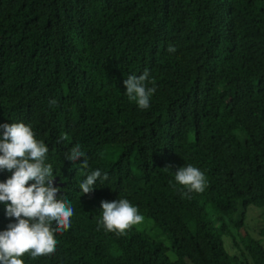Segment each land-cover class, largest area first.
I'll use <instances>...</instances> for the list:
<instances>
[{
	"label": "trees",
	"instance_id": "trees-1",
	"mask_svg": "<svg viewBox=\"0 0 264 264\" xmlns=\"http://www.w3.org/2000/svg\"><path fill=\"white\" fill-rule=\"evenodd\" d=\"M146 69L156 91L140 109L123 80ZM21 121L75 210L55 253L24 264H264L261 241L245 232L242 248L223 220L264 207V0H0V124ZM76 145L87 169L65 160ZM187 164L203 193L176 184ZM97 168L108 179L83 194ZM118 198L169 235L175 260L134 226L97 229L101 201ZM5 209L0 231L15 222Z\"/></svg>",
	"mask_w": 264,
	"mask_h": 264
},
{
	"label": "clouds",
	"instance_id": "clouds-1",
	"mask_svg": "<svg viewBox=\"0 0 264 264\" xmlns=\"http://www.w3.org/2000/svg\"><path fill=\"white\" fill-rule=\"evenodd\" d=\"M167 51L175 53L169 45ZM149 71L140 75H129L123 80L126 95L140 109L150 107V100L156 91L155 81L149 87ZM55 100L49 101L54 105ZM0 170L12 175L0 182V203L6 205L5 215L15 218L7 228L0 231V264H24L22 257L29 253L33 259L55 253L58 241L56 234H63L71 227L74 207L66 199H57L60 192L54 186V172L46 163L47 145L38 141L30 125L24 122L0 124ZM63 139V138H61ZM83 157L81 166L88 167L85 152L79 145L65 154V160L75 163ZM171 164L164 167L171 170ZM108 174L95 169L79 182L83 194L91 193L97 181H106ZM175 182L188 192L203 193L208 181L205 174L192 164L181 166L175 171ZM32 183H29V182ZM175 187V185H173ZM190 198V197H189ZM102 217L97 221V229L114 233L117 237L126 234L133 226L143 222L144 217L138 207L126 198L111 202L101 201Z\"/></svg>",
	"mask_w": 264,
	"mask_h": 264
},
{
	"label": "rangeland",
	"instance_id": "rangeland-1",
	"mask_svg": "<svg viewBox=\"0 0 264 264\" xmlns=\"http://www.w3.org/2000/svg\"><path fill=\"white\" fill-rule=\"evenodd\" d=\"M207 213L211 219L216 218L211 208H208ZM243 213L245 214V227L242 230L237 228V222H241ZM143 217V222L134 227H136L146 235L150 236L154 241L161 243L167 248H169L170 251L168 252V255L172 260H175V255L172 251V240L169 235L165 233L160 227H158L152 219L145 216ZM223 220L227 225L229 231L233 234V237L236 238V241L240 244L242 248L243 246L240 242V237L243 236L245 232L248 233V235L252 238L260 240L261 243L264 245V238L260 237V232L264 229V207L257 208L255 206H250L245 212L244 209H241V211L237 214L231 216H223ZM221 223L223 222L218 219L217 225H220ZM232 240V236H224V245L227 251L229 252V254L235 255L238 253V250L235 248Z\"/></svg>",
	"mask_w": 264,
	"mask_h": 264
},
{
	"label": "water",
	"instance_id": "water-1",
	"mask_svg": "<svg viewBox=\"0 0 264 264\" xmlns=\"http://www.w3.org/2000/svg\"><path fill=\"white\" fill-rule=\"evenodd\" d=\"M58 178H54V186H57V185H63V184H58Z\"/></svg>",
	"mask_w": 264,
	"mask_h": 264
}]
</instances>
